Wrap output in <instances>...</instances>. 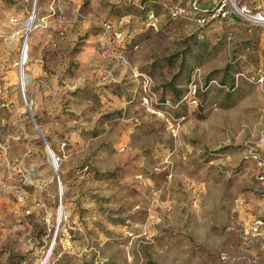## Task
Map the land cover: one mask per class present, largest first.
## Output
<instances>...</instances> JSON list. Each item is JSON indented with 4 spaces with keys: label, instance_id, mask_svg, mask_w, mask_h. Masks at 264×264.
<instances>
[{
    "label": "rangeland",
    "instance_id": "1",
    "mask_svg": "<svg viewBox=\"0 0 264 264\" xmlns=\"http://www.w3.org/2000/svg\"><path fill=\"white\" fill-rule=\"evenodd\" d=\"M262 14L0 0V264H264Z\"/></svg>",
    "mask_w": 264,
    "mask_h": 264
},
{
    "label": "bare ground",
    "instance_id": "2",
    "mask_svg": "<svg viewBox=\"0 0 264 264\" xmlns=\"http://www.w3.org/2000/svg\"><path fill=\"white\" fill-rule=\"evenodd\" d=\"M239 11H240V9H239ZM241 12V11H240ZM35 17V14H32L26 21H27V24L25 25L24 24V26H26V27H29L30 26V24H31V21H32V19ZM25 47H26V45L24 44V47H23V51H22V61H23V59L25 58V50H27V49H25ZM25 82H27V76L26 75H24V78H23V83H25ZM48 152V151H47ZM49 152H50V154L52 155V154H54L53 153V151H52V149L51 150H49ZM50 154H48L49 155V157H50ZM50 162H51V165L53 166V168L57 165L58 166V162H56V159H54V160H50ZM57 168V167H56ZM55 168V169H56ZM63 209V208H62ZM61 208H58V211H57V213H58V215L61 217L63 214H64V212H63V210H62ZM44 261V262H43ZM42 261V263L41 264H44L45 262H46V260H43Z\"/></svg>",
    "mask_w": 264,
    "mask_h": 264
},
{
    "label": "built area",
    "instance_id": "3",
    "mask_svg": "<svg viewBox=\"0 0 264 264\" xmlns=\"http://www.w3.org/2000/svg\"><path fill=\"white\" fill-rule=\"evenodd\" d=\"M256 20H259L261 22H264V14L262 15H257L255 16ZM261 224H264V222L257 221L251 228V236H256V235H264L261 233ZM262 238H264V236H262Z\"/></svg>",
    "mask_w": 264,
    "mask_h": 264
},
{
    "label": "water",
    "instance_id": "4",
    "mask_svg": "<svg viewBox=\"0 0 264 264\" xmlns=\"http://www.w3.org/2000/svg\"><path fill=\"white\" fill-rule=\"evenodd\" d=\"M25 24H27V21H25ZM46 147H47V151H48V154H50V152H49V150H51V148H50V146L46 143ZM50 158L52 159V160H54L55 159V156H54V154H50ZM57 161V160H56Z\"/></svg>",
    "mask_w": 264,
    "mask_h": 264
}]
</instances>
